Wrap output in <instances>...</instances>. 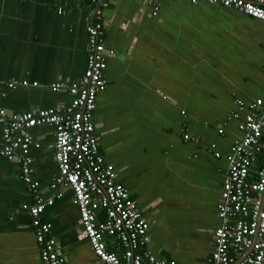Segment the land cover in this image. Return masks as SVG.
Wrapping results in <instances>:
<instances>
[{
  "label": "crops",
  "instance_id": "0c3cea01",
  "mask_svg": "<svg viewBox=\"0 0 264 264\" xmlns=\"http://www.w3.org/2000/svg\"><path fill=\"white\" fill-rule=\"evenodd\" d=\"M157 8L153 15L148 0H0V110L19 115L68 105L70 96L50 86L84 74L86 28L100 22L115 55L93 112L99 152L149 225L147 250L168 264H210L222 156L241 137L239 120L228 117L238 99L264 101V23L187 0H159ZM11 82L18 85L10 89ZM1 135L0 126V145ZM29 135L40 144L29 151L39 193L54 197L53 128L37 126ZM22 203L32 198L20 170L0 155V264H41ZM42 220L51 223L66 264H98L81 238L69 189Z\"/></svg>",
  "mask_w": 264,
  "mask_h": 264
},
{
  "label": "built area",
  "instance_id": "2783aa9c",
  "mask_svg": "<svg viewBox=\"0 0 264 264\" xmlns=\"http://www.w3.org/2000/svg\"><path fill=\"white\" fill-rule=\"evenodd\" d=\"M148 0L157 13V2ZM192 5L208 3L234 9L264 23V0H187ZM100 12L97 11L96 15ZM102 24H89L87 66L76 81L57 82L54 93L65 92L66 106L29 111L19 115L0 110V155L15 163L32 198L21 210L30 217L41 264H66L51 236L52 225L42 220L45 210L69 189L79 213L81 238L90 245L98 264H168L147 250L149 225L126 187L116 179L114 166L100 154L93 112L96 99L106 87L107 59L115 55L104 43ZM18 84L11 82L8 88ZM22 87L38 83L22 81ZM229 120H239L241 137L224 154L226 177L216 206L218 226L213 233L210 264H264V101H236ZM227 119V120H228ZM48 125L54 131V161L57 173L51 183L54 197L39 193L33 178L31 148H40L29 131ZM223 124L217 129L223 134ZM184 140H189L187 134ZM212 149L215 146L212 145ZM215 157H221L215 152ZM104 216L103 220L98 215ZM112 241L113 250L109 247Z\"/></svg>",
  "mask_w": 264,
  "mask_h": 264
}]
</instances>
